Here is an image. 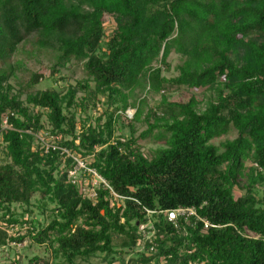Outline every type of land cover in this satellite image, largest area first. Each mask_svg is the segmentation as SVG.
<instances>
[{"label": "trees", "instance_id": "1", "mask_svg": "<svg viewBox=\"0 0 264 264\" xmlns=\"http://www.w3.org/2000/svg\"><path fill=\"white\" fill-rule=\"evenodd\" d=\"M30 39L56 53L50 75L71 60L82 62V82L64 93L29 92L24 104L8 82L6 63ZM171 53L181 62L177 75L165 77ZM40 76L34 73L29 85ZM144 84L161 96L157 112L149 110L138 137H113L116 126H125L119 120L126 108L135 107L129 122L139 119L142 101L128 100ZM172 87L190 94L170 100ZM79 90L81 106H94L98 95L108 105L104 122L98 117L75 133L71 108ZM205 91L212 99L199 109L195 94ZM29 105L46 112L49 134L71 136L55 145L90 156L75 174L90 177V169L104 180L93 197L69 176L72 157L44 151L21 131L43 129L41 114ZM7 112L14 129L0 131L8 158L0 163V221L17 222L15 203L30 212L35 192L41 212L52 206L44 227L28 212L24 221L31 228L27 245L47 243L53 260L33 255L26 264H58V256L59 264H72L96 252L108 264H264V0H0V129ZM230 130L233 138L210 141ZM149 135L162 145L147 156L138 141ZM179 207L196 215L173 223L167 212ZM147 222L149 239L139 230Z\"/></svg>", "mask_w": 264, "mask_h": 264}, {"label": "rangeland", "instance_id": "2", "mask_svg": "<svg viewBox=\"0 0 264 264\" xmlns=\"http://www.w3.org/2000/svg\"><path fill=\"white\" fill-rule=\"evenodd\" d=\"M114 25V21L109 18L106 21L107 28ZM55 52L50 49H43V48H37L30 40H26L22 42L14 54L8 59L9 66L12 68V76L9 78L8 82L13 86V92L19 93V98L23 101L24 104H27L25 102V97L27 93L33 92L36 90H43L49 87H52L54 89L60 90L62 93L65 92V89H67L69 86H76V83L82 82V79L85 78V72L83 69L82 62H77L74 60H71L67 62L64 66H61L58 68V72L54 75H50V68L56 61L55 58ZM168 62L170 69L167 72H163V75L165 77H172L177 75L176 65L181 62V58L178 54L171 53L168 57ZM3 69L5 67L4 65ZM40 74V78L38 82L30 86L29 81L31 80V76L34 74ZM92 85V83H90ZM137 89L134 90L131 97H129V102H135L138 103L139 101H142L141 108L142 112L138 120H133L132 122H129L125 117L132 118L135 107H128L126 108L124 112V116L120 118L119 122L123 123L125 126L123 128H119L116 126L115 132L113 137H119L120 133L123 134L124 137H138L140 133L145 131L147 127L146 123V115L149 113V110L154 111L157 104L160 101V94L154 93L150 90H148V87L146 84H144ZM183 88V87H182ZM176 88L172 87L170 88L169 92H166L168 98L170 100H177V99H183L187 98L190 94L189 91L185 88ZM196 98L199 101L198 108L203 109L206 104L209 102V100L212 99V93L209 91L205 92H198L195 94ZM84 96L83 91L79 90L76 92L75 95V103L71 110L74 113V121H75V133H77L78 129L82 127L83 125L86 126L88 124H94L99 117V121L102 123L104 122L106 115L105 112L103 113V110L106 109V106L108 105V101L106 100V97L102 95H98L97 100L95 101L94 106L91 102H89L86 106L80 105L81 98ZM29 109L33 112L39 111L41 114L40 122L43 125L42 132H49L50 125L47 121L46 112L43 110H39L32 105L28 106ZM156 111V110H155ZM157 112V111H156ZM149 121H152V117L149 118ZM131 123L129 126H127V123ZM49 134V133H48ZM50 136L45 139L46 144H56L57 139L58 141L63 140H69L71 136H65L62 137V135L58 134H49ZM236 135L234 130H230L227 134H223L219 137H214L210 141L214 143L215 145H219L220 143L224 142L225 140L231 139ZM57 137V138H56ZM39 143V142H37ZM140 150L147 156H150L154 150L162 145V141H158L151 135L146 136L145 138H142L138 141ZM38 144H36L37 146ZM40 145V144H39ZM39 147V146H38ZM71 153V152H70ZM79 163L82 164L83 167H85V161L90 159V156H85V158H81L78 154L75 153L72 154ZM64 159L63 158L62 163L60 165V168L64 166ZM8 160L6 156V151L4 149V144L0 141V163H4ZM82 166H79V168L82 169ZM243 168L247 170L249 168V162L245 161L243 163ZM80 172V171H79ZM75 179L77 180L79 186L85 187L87 189L88 186H83L89 183L91 181L92 183H96V179H94L91 174L90 177L87 175H79L78 173L75 174ZM240 187L244 183V178L241 177L240 179ZM84 189V188H83ZM87 192V190H85ZM241 193V190L239 188H234V194L239 195ZM87 194V193H86ZM39 192H35L31 196V202L32 204L29 205L30 212L27 211L26 205L15 203L11 205V209L13 211V218L17 220V222L14 223H8L5 225L3 221L7 220L8 217L2 216L3 221H0V234L3 233V240L4 244L0 245V264H9L14 261V259H18L20 264H26L27 259L32 257L33 255H40L48 257L50 261L53 260V254L51 252L52 248L48 246L47 243H44L42 245H27V231H29L31 228L29 225L24 221L26 218V213H31L32 216L36 219L37 227L41 228L44 227L49 223V220L51 218V210L52 206L48 205V208L43 210L42 212L40 209L37 208L39 205ZM28 209V210H29ZM2 215V211H0V216ZM151 234H147L149 236ZM0 236V240H1ZM20 238H24L23 240H17ZM115 239V238H114ZM115 243V240H114ZM142 245V242L139 243L137 249L139 250L140 246ZM46 247V249L44 248ZM117 248V247H116ZM134 255V254H133ZM132 255V256H133ZM116 256V255H115ZM124 259H126L124 257ZM63 261L62 257L58 256L56 258V263H61ZM125 261V260H124ZM123 261V264H127ZM72 264H108V259H105V254L101 252H96L95 254L89 256L88 258H77L72 262Z\"/></svg>", "mask_w": 264, "mask_h": 264}, {"label": "built area", "instance_id": "3", "mask_svg": "<svg viewBox=\"0 0 264 264\" xmlns=\"http://www.w3.org/2000/svg\"><path fill=\"white\" fill-rule=\"evenodd\" d=\"M13 113L12 112H7L3 115L2 117V123H1V129H14L10 124H8L7 122V119L10 115H12ZM22 132L24 133H28V134H31L34 139H35V143L36 144H40V148H44V151H47L48 148H52V149H58L60 151V153L62 155H64L65 157H72L75 162H76V165L68 171V174L69 176H74L75 175V172L79 169V166H82L81 163L78 162V160L66 149V148H63V147H59L55 144H46L45 143V139H47L50 135L47 133V132H42V131H39V132H32L28 129H25V130H21ZM57 138V137H56ZM39 142V143H37ZM83 168V166H82ZM89 172H91L92 174V177L94 179H96V183H92L90 184V186L87 188V189H82L83 191L87 190V195L89 197H93L95 195V192H94V187L98 184V183H104V180L95 172V171H92L90 169H88ZM114 195L115 198H117V195L112 193ZM184 216L185 218L187 216H190V215H196L195 213V210L193 208H182V207H179V208H176V209H173V210H169L167 212V218L168 220L172 221L173 223H175L176 221V218L178 216ZM196 218H198V216H196ZM199 219V218H198ZM201 221L203 222V226L206 228L208 226H210L211 224L208 222V221H205L203 219H201ZM212 226V225H211ZM139 230L142 232V234L144 235L143 237L146 239H149L151 235L147 236V234H152L153 233V230L151 228V225L149 222L145 223V224H142L139 226Z\"/></svg>", "mask_w": 264, "mask_h": 264}]
</instances>
